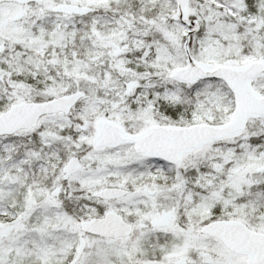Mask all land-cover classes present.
Returning <instances> with one entry per match:
<instances>
[{"label":"snow or ice","instance_id":"1","mask_svg":"<svg viewBox=\"0 0 264 264\" xmlns=\"http://www.w3.org/2000/svg\"><path fill=\"white\" fill-rule=\"evenodd\" d=\"M0 264H264V0H0Z\"/></svg>","mask_w":264,"mask_h":264}]
</instances>
